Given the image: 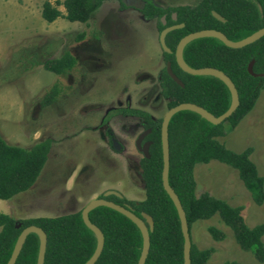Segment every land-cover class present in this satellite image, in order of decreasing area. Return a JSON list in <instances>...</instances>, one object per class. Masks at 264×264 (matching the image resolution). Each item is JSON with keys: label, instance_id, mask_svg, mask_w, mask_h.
<instances>
[{"label": "rangeland", "instance_id": "374dc122", "mask_svg": "<svg viewBox=\"0 0 264 264\" xmlns=\"http://www.w3.org/2000/svg\"><path fill=\"white\" fill-rule=\"evenodd\" d=\"M45 0H0V135L9 143L29 146L47 137V159L34 184L8 199L0 198V212L15 219L56 216L80 210L107 190L141 200L142 157L135 139L143 130L139 117L108 111L132 109L162 118L167 110L160 94L158 74L165 61L158 41L156 19H145L143 0L104 1L87 24L59 16L47 22L40 16ZM61 12L62 0H47ZM160 6L195 5L199 0H151ZM84 31L81 38L77 34ZM64 49L76 58V67L57 78L39 65ZM38 62L32 67L33 63ZM59 80L62 90L53 101L41 103L46 87ZM110 131L120 145L108 141ZM228 148H253L250 158L264 177V86L254 106L234 127L225 123L218 137ZM195 192L206 191L228 204L242 205L248 226L264 222V201L257 205L234 168L210 160L193 167ZM213 225L224 233L214 240L206 230ZM190 236L198 248L212 247L205 264L237 260L264 264L242 250L229 227L217 215L191 224ZM264 244V234L262 235Z\"/></svg>", "mask_w": 264, "mask_h": 264}, {"label": "trees", "instance_id": "16d2710c", "mask_svg": "<svg viewBox=\"0 0 264 264\" xmlns=\"http://www.w3.org/2000/svg\"><path fill=\"white\" fill-rule=\"evenodd\" d=\"M107 0H62L64 12L45 0L41 4L40 16L51 22L59 16L69 21L87 24L92 14ZM120 6H124L118 0ZM211 10L219 13L224 21L216 19ZM139 11L145 19H156L160 31L165 25L182 23L165 35V44L170 52L161 50L165 63L170 62L174 74L182 81L178 85L165 70L158 74L160 94L166 100L167 109L181 102L195 103L213 115L223 113L230 104V92L217 77L209 74H189L179 68L174 59V49L185 34L212 28L221 31L228 39H241L264 26V0H199L195 5L160 6L151 0H143ZM175 13V19L171 14ZM165 16V23L161 16ZM84 31L77 34L81 38ZM182 58L191 67H214L223 71L234 84L238 104L221 122L213 124L191 110L174 113L167 126L169 164L167 180L176 193L184 210L188 232L191 224L217 215L233 233L238 246L250 251L254 258L264 261V222L248 226L241 214L242 205L233 206L226 200L206 191L196 194L193 167L196 163L217 160L237 172L252 201L259 205L264 201V177L258 173L256 164L250 158L251 146L234 151L218 137L225 134V123L234 127L254 106L264 76L248 73L247 64L253 60L252 70L264 72V35L238 48L226 46L212 36L194 38L182 48ZM33 66L38 62L29 59ZM77 64L75 56L64 49L58 56L47 57L39 62L45 70L57 76L72 71ZM2 77H0V81ZM62 90L59 80L45 88L41 103L47 104ZM124 113L140 118L142 127L149 128L146 138L151 140L149 156L139 160L140 177L144 189L141 200H131L115 194H100L98 197L129 206L134 214L147 213L152 217L153 227L149 234V249L144 264H182L183 237L176 209L161 184V118L153 119L141 110L115 109L108 111L105 121L112 114ZM50 139L35 140L29 146L11 144L0 135V198L8 199L29 189L40 174L47 159ZM89 220L103 234L102 249L93 264H137L142 238L137 226L120 212L99 205L88 212ZM19 224L16 226V224ZM36 225L46 234V245L42 264H82L92 254L96 239L93 232L83 223L80 210L56 216H37L15 219L0 212V264H6L15 239L21 229ZM214 240H220L224 233L213 225L206 226ZM191 240V236H190ZM38 237L28 233L14 264H35ZM213 251L212 247L198 248L191 240L189 264H205ZM221 264H244L237 260H224Z\"/></svg>", "mask_w": 264, "mask_h": 264}, {"label": "water", "instance_id": "95a60500", "mask_svg": "<svg viewBox=\"0 0 264 264\" xmlns=\"http://www.w3.org/2000/svg\"><path fill=\"white\" fill-rule=\"evenodd\" d=\"M211 14L216 19H218L220 21H224V18L219 13H217L216 11L212 10ZM175 17H176L175 13L173 12L171 14V18L175 19ZM160 19H161V22L164 24L165 23V16L164 15L161 16ZM181 26H182V23H174V24H170V25H165L159 31L158 41H159V44H160L162 50H164L166 52H170V49L165 44V35L170 30H172L174 28L181 27ZM263 35H264V26L258 28L257 30L253 31L249 35H247L241 39H238V40H230L221 31L216 30V29H212V28H207V29H200V30L192 31V32H189V33L183 35L175 45L174 59H175L176 64L179 66V68L181 70H183L184 72H187L189 74L213 75V76L219 78L227 86V88L230 92V104H229L228 108L223 113H221L217 116L213 115L212 113H210L209 111H207L206 109H204L203 107H201L195 103L181 102V103H178V104L168 108L161 118V122H160V147H161V158H162L161 184H162L163 189L165 190V192L167 193V195L171 199V201H172V203L176 209L177 215H178V219H179V223H180V231H181V234L183 237V244H182L183 262H182V264H189V251H190L191 240H190V235L188 232V226H187L184 210L180 204V201H179L176 193L174 192L172 187L169 185L168 180H167L168 164H169L168 133H167L168 121H169L170 117L174 113H176L177 111L191 110V111H194L197 114H199L201 117H203L207 121H209L213 124H216V123H219L222 120H224L235 109V107L238 104L237 91H236L234 84L230 80V78L223 71H221L217 68H214V67L204 66V67L194 68V67L187 65L182 58V48L185 45V43H187L188 41H190L194 38L204 37V36L216 37L217 39L222 41L226 46H229L232 48H238V47L244 46L248 43H251V42L257 40L258 38H260ZM252 64H253V60H250L247 64L248 73H250L251 75H254V76H256V75L257 76H264V72L255 73L252 70ZM165 70H166L167 74L169 75V77L173 81H175L180 86L183 85L182 81L172 71L169 61H167L165 63ZM148 131H149V129L142 131L138 135V137L136 138V145H137L138 149L142 151V153L145 157L149 156L148 146L150 144V141L144 142L142 145L140 144V142H141L142 137ZM113 145H114V147L119 148V144L115 140H113ZM110 193L115 194L116 196H119V197L122 196L119 192L114 191V190H107L103 193V195H107ZM99 205H104V206L110 207V208L120 212L121 214L126 216L128 219H130L137 226V228L140 231L141 238H142L141 251H140V255H139L138 260H137V264H144V260L146 258V255H147V252L149 249V234H148V232L151 231L152 227H153L152 217L150 215H148L147 213H141L142 217L137 216L136 214H134L132 212V210L130 209L129 206H124V205L115 203V202L108 200V199H105L103 197H95V198L90 199L80 209V215H81V219H82L83 223L93 232V234L95 235V239H96L95 248H94L92 254L82 264H93L94 261L97 259L98 255L102 249V246H103V234H102L101 230L95 224H93L88 218V212L92 208L99 206ZM18 225L19 224L17 223L16 226H18ZM31 232L35 233L38 237V249H37V256H36V263L35 264H42L43 263L45 245H46V234L40 227H38L36 225H27V226L23 227L21 229V231L19 232V234L17 235L15 242H14V245L12 247L11 253H10V255L6 261V264H14V261H15L17 255L21 249V246L25 240L26 235L28 233H31Z\"/></svg>", "mask_w": 264, "mask_h": 264}, {"label": "flooded vegetation", "instance_id": "af4514ba", "mask_svg": "<svg viewBox=\"0 0 264 264\" xmlns=\"http://www.w3.org/2000/svg\"><path fill=\"white\" fill-rule=\"evenodd\" d=\"M212 11V10H211ZM130 115V114H129ZM106 115H104V117H105ZM113 116V115H112ZM104 117H103V119H104ZM111 117V116H110ZM110 117H108V118H110ZM151 117V116H150ZM108 118L106 119V120H108ZM103 119H102V121H103ZM105 120V121H106ZM104 121V122H105ZM147 129H149V128H146V129H144L143 128V130L142 131H144V130H147ZM141 131V132H142ZM150 132V129H149V131L142 137V139H141V142H140V144L142 145L144 142H147V141H150V144H151V140H149V139H147L146 138V136H147V134ZM140 134V133H139ZM138 134V135H139ZM138 135H137V137H138ZM107 137H108V141L110 142V144L113 146V140H115L114 139V137L111 135V133H110V131H107ZM136 137V138H137ZM117 142V141H116ZM150 144H149V146H150ZM135 145H136V139H135ZM149 146H148V148H149ZM136 147H137V145H136ZM116 148V147H115ZM119 148H120V145H119ZM119 148H116V149H119ZM137 149H138V147H137ZM139 150V149H138ZM139 151H141V150H139ZM141 154H142V156H144L143 155V153H142V151H141Z\"/></svg>", "mask_w": 264, "mask_h": 264}]
</instances>
